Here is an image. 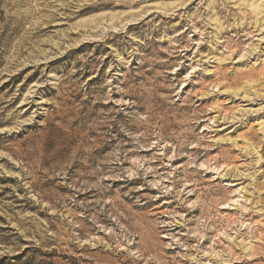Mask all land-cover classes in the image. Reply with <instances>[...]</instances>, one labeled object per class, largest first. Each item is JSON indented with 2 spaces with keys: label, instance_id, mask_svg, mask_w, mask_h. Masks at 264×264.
I'll return each mask as SVG.
<instances>
[{
  "label": "rangeland",
  "instance_id": "374dc122",
  "mask_svg": "<svg viewBox=\"0 0 264 264\" xmlns=\"http://www.w3.org/2000/svg\"><path fill=\"white\" fill-rule=\"evenodd\" d=\"M0 264H264V0H0Z\"/></svg>",
  "mask_w": 264,
  "mask_h": 264
}]
</instances>
